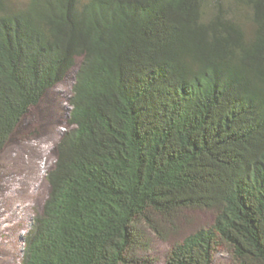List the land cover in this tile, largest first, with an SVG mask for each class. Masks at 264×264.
Here are the masks:
<instances>
[{"label":"trees","instance_id":"trees-1","mask_svg":"<svg viewBox=\"0 0 264 264\" xmlns=\"http://www.w3.org/2000/svg\"><path fill=\"white\" fill-rule=\"evenodd\" d=\"M78 60L21 264H142L195 209L166 264H264V0H0V153Z\"/></svg>","mask_w":264,"mask_h":264},{"label":"rangeland","instance_id":"rangeland-1","mask_svg":"<svg viewBox=\"0 0 264 264\" xmlns=\"http://www.w3.org/2000/svg\"><path fill=\"white\" fill-rule=\"evenodd\" d=\"M79 63L29 111L0 153V264H21L24 238L48 199L47 175L55 165L57 145L70 129L69 100ZM216 216L210 209L182 210L172 218L158 216L154 228L143 231L145 240L138 255L142 264H166L176 245L214 224ZM215 260L216 264H239L224 248Z\"/></svg>","mask_w":264,"mask_h":264},{"label":"clouds","instance_id":"clouds-1","mask_svg":"<svg viewBox=\"0 0 264 264\" xmlns=\"http://www.w3.org/2000/svg\"><path fill=\"white\" fill-rule=\"evenodd\" d=\"M70 101V100H69ZM70 111H71V109H70ZM70 115V114H69Z\"/></svg>","mask_w":264,"mask_h":264},{"label":"water","instance_id":"water-1","mask_svg":"<svg viewBox=\"0 0 264 264\" xmlns=\"http://www.w3.org/2000/svg\"><path fill=\"white\" fill-rule=\"evenodd\" d=\"M70 112V111H69Z\"/></svg>","mask_w":264,"mask_h":264}]
</instances>
